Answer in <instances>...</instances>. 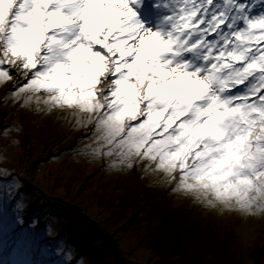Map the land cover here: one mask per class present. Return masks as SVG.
<instances>
[{"label":"snow or ice","instance_id":"1","mask_svg":"<svg viewBox=\"0 0 264 264\" xmlns=\"http://www.w3.org/2000/svg\"><path fill=\"white\" fill-rule=\"evenodd\" d=\"M0 86L91 125L88 155L264 215V0H0Z\"/></svg>","mask_w":264,"mask_h":264},{"label":"rangeland","instance_id":"2","mask_svg":"<svg viewBox=\"0 0 264 264\" xmlns=\"http://www.w3.org/2000/svg\"><path fill=\"white\" fill-rule=\"evenodd\" d=\"M22 105L0 86V264H264V215L186 198L148 161L113 167L87 154L91 125Z\"/></svg>","mask_w":264,"mask_h":264}]
</instances>
